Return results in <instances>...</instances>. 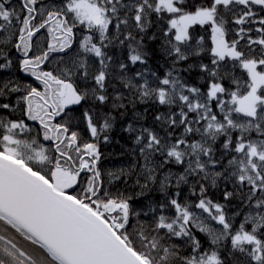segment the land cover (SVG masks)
Wrapping results in <instances>:
<instances>
[{
    "label": "snow or ice",
    "instance_id": "obj_1",
    "mask_svg": "<svg viewBox=\"0 0 264 264\" xmlns=\"http://www.w3.org/2000/svg\"><path fill=\"white\" fill-rule=\"evenodd\" d=\"M0 264H264V0H0Z\"/></svg>",
    "mask_w": 264,
    "mask_h": 264
},
{
    "label": "trees",
    "instance_id": "obj_2",
    "mask_svg": "<svg viewBox=\"0 0 264 264\" xmlns=\"http://www.w3.org/2000/svg\"><path fill=\"white\" fill-rule=\"evenodd\" d=\"M155 31V29H153ZM202 33L199 30V27L197 26V30L194 33L195 36H199ZM149 35H151V32H149ZM151 46H155L154 44ZM196 61L194 60H189L188 63H195ZM204 62H207V58H204ZM162 63V61H161ZM187 65H185L186 67ZM48 67H51L49 64ZM47 70V68L45 69ZM17 75L23 80V82L26 83H33L35 85L36 82L32 80L31 77L26 76L24 73L17 72ZM189 78L190 83H198V70L194 69L190 74H185ZM145 108L149 109L148 112V122L151 123V117L154 115L157 111H164L165 109L161 106L158 105H152L151 103L148 104H137L136 110L143 112ZM79 111V109H77ZM117 117V125L112 133V142L109 144H101V152L103 153V161L101 163V168L104 170L108 169H116L120 167L121 165H125L130 162L131 157L127 155L126 153V147L130 148V141H128L125 137L126 134L122 133L120 131L121 127L123 124H126L128 120L131 119L132 117V106L129 105V114L128 117L123 120L122 122L120 121V115L119 113H115ZM34 125V124H33ZM83 127V125L81 126ZM85 139H87V133H84ZM119 141L117 143L116 141ZM124 188L123 182L117 183L112 187V191H122ZM221 188H223V185H221ZM187 192V189H185V193ZM209 195L214 199V200H220L221 196L220 193L216 192L213 189H209ZM135 207H140L139 203H136L134 205ZM133 224L136 223L135 220L132 221Z\"/></svg>",
    "mask_w": 264,
    "mask_h": 264
},
{
    "label": "flooded vegetation",
    "instance_id": "obj_3",
    "mask_svg": "<svg viewBox=\"0 0 264 264\" xmlns=\"http://www.w3.org/2000/svg\"><path fill=\"white\" fill-rule=\"evenodd\" d=\"M28 123H31V121H29ZM33 123H35V122H33Z\"/></svg>",
    "mask_w": 264,
    "mask_h": 264
}]
</instances>
